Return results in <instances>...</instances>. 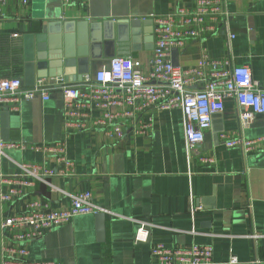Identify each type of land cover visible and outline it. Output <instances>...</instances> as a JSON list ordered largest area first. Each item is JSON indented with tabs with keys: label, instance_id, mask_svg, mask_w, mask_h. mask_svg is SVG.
Returning <instances> with one entry per match:
<instances>
[{
	"label": "crops",
	"instance_id": "obj_1",
	"mask_svg": "<svg viewBox=\"0 0 264 264\" xmlns=\"http://www.w3.org/2000/svg\"><path fill=\"white\" fill-rule=\"evenodd\" d=\"M195 1L0 0V78H20L28 87L25 58L32 49L36 51L34 40L39 33L58 35L60 58L65 49L74 55L71 81L63 79V68L60 76L42 77L52 87L47 100L37 96L21 99L15 106L3 104L1 110L9 111V141L0 139V173H19L18 164L24 162L43 164L57 174L33 180L18 197L0 204V219L18 214L32 199L48 202L52 208L66 207L72 194L85 190L91 191L92 203L104 213L102 239L94 214L77 215L29 241L28 259L54 264H153L150 248L154 243L172 248L197 243L212 246V264H227L231 255L240 264H251L254 257L264 260L261 115H254L241 128L235 99L225 98L223 110L213 116L201 145L192 150L178 108L145 109L136 115L138 123L122 125L120 137L94 127L90 118L101 112L82 107V101H73L68 109L73 115L65 113L60 85L85 83L115 56H130L146 66L156 40L155 18ZM225 8L227 14L215 33L173 47L177 67L193 68L203 56L228 60L229 65H248L253 79L264 88V0H226ZM118 25L127 29L118 31ZM108 31L111 39L105 38ZM82 33L85 44L80 43ZM66 35L72 37L71 43H65ZM81 50L85 56H78ZM190 86L198 88L197 83ZM148 116L152 121L147 131L135 133ZM222 132L261 140L244 156L238 148L221 143ZM57 141H63L72 161L70 174L58 172L62 166L55 155L32 147ZM203 157L214 161H203ZM9 186L3 183L0 189L6 191ZM139 222L147 224L146 241L135 239Z\"/></svg>",
	"mask_w": 264,
	"mask_h": 264
},
{
	"label": "built area",
	"instance_id": "obj_2",
	"mask_svg": "<svg viewBox=\"0 0 264 264\" xmlns=\"http://www.w3.org/2000/svg\"><path fill=\"white\" fill-rule=\"evenodd\" d=\"M225 2L196 0L190 7H178L157 16L156 40L147 65L130 56H115L85 83L60 85L65 113L73 115L68 110L73 101H82V107L89 106L101 112V115L90 118L94 127H101L109 135L120 137L122 125L133 126L139 122L136 118L139 112L145 109L164 111L178 108L184 119V136L192 150L201 145L204 132L211 126L213 116L223 110L227 97L234 98L238 105L237 118L241 128L247 127L254 115H261L264 119V88L259 87L253 79L248 65H229L228 60L206 56L193 68L186 70L172 64L173 47H182L189 39H200L217 31L218 23L227 14ZM231 36L234 37L233 34ZM226 64L228 68H225ZM193 83H197L198 88L192 89L190 85ZM51 89L42 78H37L29 87H25L20 78H0V111L3 104L15 106L21 99L40 96L47 100ZM151 121L152 117L148 116L133 131L145 133ZM219 139L226 147L238 148L244 156L261 140L249 139L235 132H222ZM13 146L24 148L25 144L14 143ZM32 147L45 154L55 155L56 163L62 166L59 173H71L72 161L65 154L63 141ZM202 160L214 161L212 157H203ZM18 167L19 173L11 176L0 173V185H10L6 191L0 189V204L18 197L22 187L30 186L33 180L44 181L45 177L57 174L43 164L20 162ZM100 210L92 203L90 190L72 194L69 205L63 208H52L42 200H29L18 214L0 219V264H54L28 259L27 243L40 238L48 229L67 223L74 216L95 214ZM139 223L135 239L146 241L149 236L147 224ZM251 235L256 238V234ZM150 253L155 258L153 264L213 262V248L205 244L193 243L183 248H172L154 243ZM250 262L264 264V260L258 257ZM240 263L236 255H231L227 261V264Z\"/></svg>",
	"mask_w": 264,
	"mask_h": 264
},
{
	"label": "water",
	"instance_id": "obj_3",
	"mask_svg": "<svg viewBox=\"0 0 264 264\" xmlns=\"http://www.w3.org/2000/svg\"><path fill=\"white\" fill-rule=\"evenodd\" d=\"M111 24V23H108ZM132 24H135V22H132ZM118 25L117 30L121 31L123 29H127L126 26L121 25L122 27H119ZM83 29L82 27H80ZM93 29V28H91ZM109 30H111V27H109ZM93 35L90 37V39L93 41L95 39ZM106 39L112 38L111 31H108L107 34H105ZM65 43H71L72 37L70 35H66L64 37ZM35 50L33 49L30 51V56L25 58V66H26V73L24 77V81L26 86H32L35 78H42L46 75H54L55 73L60 76V74L63 73V79L65 81H71L68 78L72 71V66L74 63V60L72 59L74 55L72 54V50L65 49L63 51V56L60 58V55L62 54L60 50V40L58 35L55 33L44 35L43 33H39L36 35L35 38ZM81 44L86 43V38L84 33H82V37L80 40ZM84 46V45H83ZM84 48V47H83ZM34 54V55H33ZM78 56H85V53L83 51H79ZM177 57V49L172 48L171 49V61L174 66H177L178 63L176 61ZM78 61L85 62L86 59L79 58ZM49 71L42 72L45 68H49ZM60 68L63 70L62 73H60ZM56 69V70H55ZM35 72V73H34ZM85 72H87V69L80 71L77 80L80 81L82 79V76L85 75ZM36 75V76H35ZM0 139L3 142L9 141V111L8 110H1L0 111ZM97 220V232L99 237L102 239L104 234V213L97 212L94 214Z\"/></svg>",
	"mask_w": 264,
	"mask_h": 264
}]
</instances>
